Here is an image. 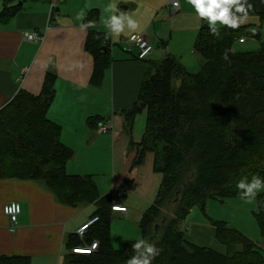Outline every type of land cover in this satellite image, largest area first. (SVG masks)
<instances>
[{"label": "trees", "instance_id": "16d2710c", "mask_svg": "<svg viewBox=\"0 0 264 264\" xmlns=\"http://www.w3.org/2000/svg\"><path fill=\"white\" fill-rule=\"evenodd\" d=\"M248 4L252 6L248 17H257L260 25L223 26L217 28L218 35L203 26L194 47L201 57L200 70L191 73L170 55L154 63L137 101L124 113L129 128L137 115L147 114L143 141L130 143L137 150L131 170L153 152L155 171L163 174L156 199L139 223L146 244L159 249L151 264H264L256 242L226 222H214L216 239L225 246V253L190 243L180 228L195 207L205 213L209 199L223 203L242 198L243 190L237 188L240 180L264 179V42L260 41L264 0H248ZM19 10L12 0H0V23ZM89 21L94 26L89 27L86 49L102 69L101 63L110 61V36L95 30L96 11L90 13L86 23ZM246 38L260 41L259 49L236 51V42L245 43ZM176 80L179 85L174 87ZM55 84L56 76L49 73L40 96L21 90L0 110V179L42 181L62 204L95 205L94 217L99 220L85 243L97 240L99 249L91 255L74 254L73 248L83 242L72 235L67 264H127L144 246L135 251V243L114 248L113 196H101L91 175L67 173L75 151L61 142L62 127L47 115ZM256 199L255 218L264 236V193ZM172 203L177 204L173 212ZM167 206L171 211L166 212ZM0 264H31V259L1 256Z\"/></svg>", "mask_w": 264, "mask_h": 264}, {"label": "crops", "instance_id": "0c3cea01", "mask_svg": "<svg viewBox=\"0 0 264 264\" xmlns=\"http://www.w3.org/2000/svg\"><path fill=\"white\" fill-rule=\"evenodd\" d=\"M173 1L12 0V5H19V12L6 23H0V110L21 90L40 96L47 75L56 76L55 96L47 115L62 127L61 142L75 151L67 173L91 175L100 195H112L115 203L118 190L125 187L129 191L123 202L127 213L112 212L111 236L116 249L142 238L147 243L139 223L163 182V174L155 171L153 152H148L144 163L131 170L137 150L131 149L130 143L143 141L147 114L137 115L133 127L129 128L124 113L137 101L154 63L169 55L183 61L184 48L190 47L201 66V57L194 52V47L200 29L208 22L197 16L188 0H176L179 7H174ZM112 3L116 4L117 13L105 11ZM81 11L85 15L78 19ZM92 11L98 15L95 30L110 36V61L109 65L101 63L102 69L86 49L89 27H82L87 25ZM120 12L137 21L135 32L126 27L125 32L117 36L106 27L109 16ZM260 24L257 17H248L239 28ZM27 33H36L44 41H28ZM134 35L145 36L154 47L146 60H139L138 49L127 44ZM184 65L189 69L188 64ZM190 66L196 69L192 61ZM102 122H111L112 130L99 133ZM103 165L111 172V180L98 177ZM46 186L42 181L0 179V257L26 256L31 264H62L64 258L66 262L72 235L94 217L96 207L94 204L75 207L62 204ZM13 202L19 203L22 209L16 233L9 231L10 222L4 214V207ZM210 206L207 202V210ZM251 206L256 210L255 204ZM191 213L182 221L181 230L193 233L199 240L205 239L207 233H213L216 238L214 222L220 220L206 219L197 209ZM114 220L123 230L120 235L114 232ZM228 226L256 242L264 257L261 230L235 224ZM225 252L226 248L222 253Z\"/></svg>", "mask_w": 264, "mask_h": 264}, {"label": "clouds", "instance_id": "9594fccd", "mask_svg": "<svg viewBox=\"0 0 264 264\" xmlns=\"http://www.w3.org/2000/svg\"><path fill=\"white\" fill-rule=\"evenodd\" d=\"M191 6L194 8L197 16L208 22V26L213 35H218L217 23L228 28L236 29L244 23L248 18V12L251 10V4H248V0H188ZM234 9V11H233ZM105 11L110 13H117L116 4H109ZM242 14V15H237ZM85 13L81 11L78 13L77 18L81 19ZM126 21V25H125ZM106 27L119 36L127 30L135 32L138 29V23L129 14L120 12L119 14H111L105 21ZM94 26L93 21H89L88 24L82 25V27ZM223 59L227 61L228 51H225ZM237 188L243 190L242 198H247L244 202L251 204L255 201L257 195L264 191V179L254 176L251 182H245L240 180L237 184ZM10 231H15V228H10ZM98 245H93L97 247ZM144 246L143 252L139 255L132 256L127 264H151L152 260L159 255V249L155 248L152 244H145L143 239L138 240L133 244V250H139Z\"/></svg>", "mask_w": 264, "mask_h": 264}, {"label": "rangeland", "instance_id": "374dc122", "mask_svg": "<svg viewBox=\"0 0 264 264\" xmlns=\"http://www.w3.org/2000/svg\"><path fill=\"white\" fill-rule=\"evenodd\" d=\"M217 25H219V23H217ZM260 41L264 42V23L262 24V28H261V39H260ZM260 41H258V40L253 41V39L246 38L245 44H240L239 41L236 42V44L234 45V49L236 51L258 50L259 46H260ZM33 43H38V42L33 41ZM252 45H255V47L251 48L250 46H252ZM182 55H184L185 60H183V61L181 60V62L183 63V65H184V63L189 65V69L187 68L188 71H190L191 73H197L200 70V64H199V62H197L194 59V57H196L195 54L194 53L191 54L190 47L184 48ZM191 61L195 65L196 69L191 68V66H190ZM178 85H179V81H177V80L174 81V87H177ZM97 174H99L98 177H100V179H102V180H104L106 178H110V180L112 179L111 172L105 168V165H103L102 168L99 169ZM262 193H264V191H261L259 194H262ZM106 194H104V195H106ZM246 199L247 198L234 197V198H229V199L225 200L223 203L218 202V201L213 200V199H209L208 203H210L212 206L208 207L209 208L208 210L206 207V214H204L202 212V210L198 207H195V209H197V211H199V213L203 217H206V219H207V217L213 218L214 220L219 219L221 221L228 222V224L230 226H232V224H235L238 226H247L251 229L255 227V229H257V231H259L260 229L258 227L257 220L254 216V213L256 212V210L258 209V206H259L257 204V199H255V201L251 204L245 203L244 201ZM253 204H255L256 210H255V208L252 209L251 205H253ZM169 206H170V208H172V212H173V211H175L177 204L172 203V204H169ZM169 206L166 207V212L171 211V210H169L170 209ZM112 225L114 227L115 234L120 235L123 233V230L119 227L118 224L115 223V220H114ZM186 233L188 234L187 238L189 237V239L193 243H195L199 246H205L207 248L216 249L220 252L225 251L224 246L222 244H220L216 238H214L213 233H207L206 238L202 239V240L197 239L193 235V233H191V234H190V232L189 233L186 232ZM259 234H260V232H259ZM62 264H67L65 262V258L63 259Z\"/></svg>", "mask_w": 264, "mask_h": 264}, {"label": "built area", "instance_id": "2783aa9c", "mask_svg": "<svg viewBox=\"0 0 264 264\" xmlns=\"http://www.w3.org/2000/svg\"><path fill=\"white\" fill-rule=\"evenodd\" d=\"M172 5L174 7H179L178 1H173ZM28 41H34L38 43H42L44 41V38L42 36L37 35L36 33H27L26 38ZM241 42H244V40H241ZM129 47H136L138 49V58L139 60H146L154 51L153 45L150 43V41L143 35H134L131 37L128 41ZM113 124L111 122H102L99 125L98 132L101 134L108 133L112 130ZM129 193V191L124 187L123 189H120L116 192V206L112 207V211L114 212H120V213H127L128 209L126 206H124L123 202L125 199V196ZM114 204V205H115ZM21 206L19 203L13 202L7 206L4 207V214L8 217L10 228H15V231H10L11 233H16L18 229V220H19V214H21ZM99 220L98 217H93L92 219H89L87 223H85L83 226H81L76 231V236L83 242V244L78 245L73 248L74 254L79 255H91L95 253L99 249V243L97 240H93L90 243H85L88 232L91 230V227L93 224H95ZM93 245H98L97 247H93Z\"/></svg>", "mask_w": 264, "mask_h": 264}, {"label": "water", "instance_id": "95a60500", "mask_svg": "<svg viewBox=\"0 0 264 264\" xmlns=\"http://www.w3.org/2000/svg\"><path fill=\"white\" fill-rule=\"evenodd\" d=\"M103 49H104V51H106L105 47Z\"/></svg>", "mask_w": 264, "mask_h": 264}, {"label": "bare ground", "instance_id": "6f19581e", "mask_svg": "<svg viewBox=\"0 0 264 264\" xmlns=\"http://www.w3.org/2000/svg\"><path fill=\"white\" fill-rule=\"evenodd\" d=\"M114 207H117L116 205H114Z\"/></svg>", "mask_w": 264, "mask_h": 264}]
</instances>
